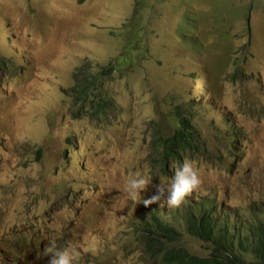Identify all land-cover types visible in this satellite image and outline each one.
<instances>
[{
	"label": "rangeland",
	"instance_id": "rangeland-1",
	"mask_svg": "<svg viewBox=\"0 0 264 264\" xmlns=\"http://www.w3.org/2000/svg\"><path fill=\"white\" fill-rule=\"evenodd\" d=\"M111 64L97 83L118 107L93 117L72 87ZM245 96L264 106V0H0L2 241L71 244L76 264H160L133 233L148 213L176 224L193 206L234 221L248 200L264 206V115L240 105ZM173 105L193 115L209 149L191 158L202 183L179 207L145 206L176 168L164 173L148 145L150 122L172 130L163 119ZM224 112L244 136L236 160L220 137ZM134 173L151 181L137 202L123 191ZM182 234V250L207 255Z\"/></svg>",
	"mask_w": 264,
	"mask_h": 264
},
{
	"label": "trees",
	"instance_id": "trees-1",
	"mask_svg": "<svg viewBox=\"0 0 264 264\" xmlns=\"http://www.w3.org/2000/svg\"><path fill=\"white\" fill-rule=\"evenodd\" d=\"M203 22L207 23L208 16L204 14ZM126 60L125 57H122ZM111 64L106 72L111 70ZM231 79L237 77V62L234 61V69ZM92 73V72H90ZM88 71V74H90ZM87 76V77H85ZM80 83L76 82L73 87V94L76 96V105L89 103L94 112L91 116L96 117L104 109L113 106L117 108L116 100L107 93L105 89H98L97 81L100 78L89 77L79 74ZM101 84V83H100ZM97 91V92H96ZM99 94V95H98ZM173 107V106H172ZM181 106L172 108L167 115V120L173 121L172 132L154 131L150 146L154 154L161 155L166 162L163 163V171L168 162L174 163L181 160V156L187 157L193 152H200L206 149L199 128L192 120L193 115L188 109ZM91 109V108H90ZM173 109H175L173 111ZM174 165V164H173ZM194 207L182 212L180 220H183L185 231L190 238L201 242H208L216 247V252L208 259H199L182 249H167L161 255V261L165 264H241L240 258L236 255V247L242 249V253H252L259 264H264V206L252 202L237 209L236 218L230 221L220 217L214 209H198L195 213L190 212ZM140 231L147 242L148 251L154 255L158 254L160 247L158 243L168 246L177 244L183 235L175 229L162 215L149 213L147 218L140 223ZM168 241V243L166 242ZM249 241L250 248L246 245Z\"/></svg>",
	"mask_w": 264,
	"mask_h": 264
},
{
	"label": "clouds",
	"instance_id": "clouds-1",
	"mask_svg": "<svg viewBox=\"0 0 264 264\" xmlns=\"http://www.w3.org/2000/svg\"><path fill=\"white\" fill-rule=\"evenodd\" d=\"M250 28V27H249ZM249 35V34H248ZM245 55H243L240 59L236 60L237 65L241 66L243 63ZM107 65L103 66L101 69V73L99 74L101 80L102 78H105L109 76L112 72V69L106 72V69L109 67H106ZM197 77V75H194ZM87 77V76H85ZM89 77H96V76H89ZM248 77L245 75L246 78ZM241 80V75L237 74V77L234 79L236 83ZM202 85V84H201ZM89 108H92V105L89 103ZM240 105L245 106L247 110H251L255 112L258 115H264V106H260L255 100L250 99L247 100L246 96L241 99ZM76 106V104H75ZM79 106V105H77ZM178 105H173L174 108H176ZM82 107V104L79 106ZM171 107V109L173 108ZM79 108V109H80ZM78 109V110H79ZM116 109V108H115ZM183 108L181 107L179 112H181ZM175 109H173L174 111ZM104 112V111H103ZM170 112V111H169ZM102 113V112H101ZM225 113V118L222 121L221 126L224 128L222 131L220 129V137L223 135L225 137L226 142V148L227 153L229 156L234 158V160L239 157V155L233 152L234 149H237L241 146V141L243 140L244 136H241V139L237 137V129L234 126V119L233 115L229 113ZM169 114V113H168ZM166 122H169L167 120V116L163 119ZM173 122V121H172ZM174 123V122H173ZM149 130H150V139L148 141V145L153 151L152 147L150 146V141L153 138L154 131L161 132L160 126H157L156 123L150 122L149 124ZM162 131L168 135L172 132H168L167 128L165 130L162 129ZM202 136V135H201ZM203 139V138H202ZM204 142V140H203ZM200 152H204L205 154L209 153V149H203ZM198 152H193L190 154V157H183L181 156V160L174 163V161L168 162L165 166L164 173L168 172L170 167H174L176 165V168L174 170V174L171 176V178L168 180L167 183L161 182L154 186L155 191L154 193L147 199H143V204L145 206L156 202L158 200H161L163 198V204H165L169 208H176L181 205V203L185 200V198L190 195L194 190L198 189L202 183V178L200 174L198 173V170L194 166L193 162L191 161V158L193 155ZM152 160L157 163L161 164L163 166V163L166 162L165 159L162 158L161 155H156L154 152L151 153ZM174 164V165H173ZM163 170V167H162ZM151 183L150 179L146 177L143 174L140 173H134L130 178L127 179L126 183L123 186V191L127 194L128 198L133 201L137 202L141 200V193L146 189V187ZM63 202H65V195H61L59 197ZM69 199V198H68ZM70 200L69 205L73 202V197ZM253 202V201H252ZM247 203H251V200H248L246 203L241 205L240 207L245 206ZM81 204L82 203H78ZM80 206V207H81ZM79 208V207H77ZM187 210V209H186ZM185 210V211H186ZM52 210H48L47 214H50ZM195 213V211H190ZM173 214H179L175 210L172 212ZM149 214V213H148ZM147 214V216H148ZM163 216V214H161ZM147 218V217H146ZM181 218V217H180ZM165 221H168L164 219ZM141 222V221H140ZM139 222V223H140ZM175 229L182 233L185 231V227L183 224V220L178 219V222L176 224H173L172 222L168 221ZM137 233L133 231L135 236L138 238V240L141 242V244L146 249V253L153 256V258H157L158 262L160 264H165L161 261V255L166 252L167 249H181L177 244L168 246L164 243H158V246L160 247V251L158 254L154 255L152 252L148 251L146 245L147 242L145 238H143L142 233L140 231V225H138L135 228ZM187 233V230L185 231ZM8 236V233L0 234V264H76L77 259V253L76 250L72 247L71 244H66L63 247H57L55 242H50V244L46 247H44L43 244L40 243V245H36L29 237L22 236L20 237L19 242L22 243V246L18 248H13V241L7 240V242H3L2 240ZM9 238V237H7ZM17 239V238H14ZM209 246L208 253L205 256H198L196 258L199 259H208L210 258L217 250L215 245L203 242ZM170 264V263H169Z\"/></svg>",
	"mask_w": 264,
	"mask_h": 264
},
{
	"label": "bare ground",
	"instance_id": "bare-ground-1",
	"mask_svg": "<svg viewBox=\"0 0 264 264\" xmlns=\"http://www.w3.org/2000/svg\"><path fill=\"white\" fill-rule=\"evenodd\" d=\"M90 195V194H89Z\"/></svg>",
	"mask_w": 264,
	"mask_h": 264
}]
</instances>
